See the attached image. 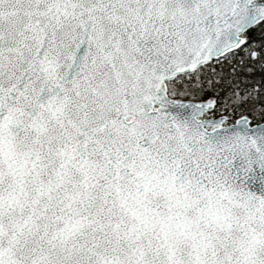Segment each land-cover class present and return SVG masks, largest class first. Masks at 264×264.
<instances>
[{
	"label": "snow or ice",
	"instance_id": "1",
	"mask_svg": "<svg viewBox=\"0 0 264 264\" xmlns=\"http://www.w3.org/2000/svg\"><path fill=\"white\" fill-rule=\"evenodd\" d=\"M0 264H264V0H0Z\"/></svg>",
	"mask_w": 264,
	"mask_h": 264
}]
</instances>
